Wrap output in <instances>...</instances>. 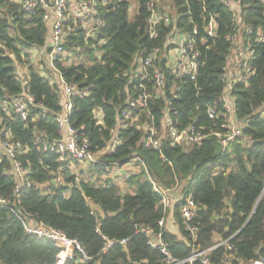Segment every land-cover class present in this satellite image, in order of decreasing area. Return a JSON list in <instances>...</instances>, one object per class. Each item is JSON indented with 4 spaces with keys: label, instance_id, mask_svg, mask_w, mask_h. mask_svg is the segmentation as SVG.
I'll return each mask as SVG.
<instances>
[{
    "label": "trees",
    "instance_id": "obj_1",
    "mask_svg": "<svg viewBox=\"0 0 264 264\" xmlns=\"http://www.w3.org/2000/svg\"><path fill=\"white\" fill-rule=\"evenodd\" d=\"M232 1L241 6L242 46L247 51L246 43L250 42L246 54H252L254 75L248 86L239 83L232 90L236 118L244 124V139L230 144L226 150L216 136L227 134L223 128L225 110L218 98L224 92V75L234 51L230 37L237 35L238 28L231 7L224 0H172L177 29L193 33L197 27V50L201 54L197 84L166 69V96L171 100L176 127L184 131L194 126L205 135L199 145L189 150L172 145L169 136L163 139L162 154L144 149V131L124 126L121 118V112L139 95L138 91L132 93L139 79L129 74L135 68L137 55L142 50L151 52L155 47H163L173 28L161 26L158 37L151 39L150 12L143 0H137L138 13L134 18L130 17V0H109V5L98 7L105 22L103 29L88 37L79 26L71 34L66 50L81 52L89 59V65L55 63L68 84L76 86L79 92H88L85 98H72L69 120L80 140L90 143L92 152L104 153L118 134L117 147L104 156L103 162L124 165L138 154L162 188L184 183L183 197L192 195L196 203L192 225L199 232L193 242L185 231L182 201L173 204L172 217L184 239L179 240L165 225H159L168 208L165 212L162 197L154 191L146 172L129 180L135 186L132 195H122L110 180L99 186L89 181L86 173L92 179L104 174L97 165L88 168V172L80 168L77 173L67 171L63 184H52L62 164L55 154L43 152L38 140L60 138L55 118L62 113L61 90L59 83L54 84L30 62V51L46 47L49 25L43 20V10L28 17L18 2L0 0V135L4 139L9 131L14 141L21 144L23 149L16 159L32 182V187L22 191L17 199L14 164L8 159L0 164V196L11 204L0 206V264L58 262L60 250L56 244L26 232L20 217L32 218L76 240L90 258L82 262L76 257L66 264H163L161 253L148 245L145 235L137 233L136 226L141 225L162 233L178 260H186L193 246H218L211 255L214 264H226L227 258L232 260L228 264L264 260V41H260L264 38V0L227 3ZM211 15L219 25L215 38L205 32ZM17 65H27L29 77L25 88L34 99L27 122L16 119L13 112L2 106V102L12 103L24 92ZM215 105L219 117L212 118L208 109ZM165 107V98L151 102L158 131L162 129ZM96 110H100L102 122L95 117ZM140 120L150 118L141 113ZM143 123L147 122L138 125ZM93 207L98 208V216L92 213ZM123 241L127 243L120 244ZM109 242L116 243L104 251ZM222 242H228L233 250L220 245Z\"/></svg>",
    "mask_w": 264,
    "mask_h": 264
},
{
    "label": "built area",
    "instance_id": "obj_2",
    "mask_svg": "<svg viewBox=\"0 0 264 264\" xmlns=\"http://www.w3.org/2000/svg\"><path fill=\"white\" fill-rule=\"evenodd\" d=\"M18 2L24 14L28 17L35 16L38 10L44 11L43 20L49 25L51 34L50 43V65L51 68L60 77V106L62 113L57 114L55 121L58 124L59 136L58 140L50 141L47 138L38 140L42 144V150L46 153H53L58 156V162L62 164L60 170L55 175L52 182L53 185L64 183V173L69 171L77 173L79 168L88 172L91 166H100L103 169V176L109 180L113 177H118L123 172L130 168H137L139 172H146L153 189L162 197V205L165 212L169 206L167 197L168 189L162 188L156 179L150 173V169L143 158L138 154H134L124 165L120 163L103 162L106 154H111L118 145V134L115 136L112 143L104 153H94L91 151L90 143L87 140H80L78 132L71 126L69 116L73 111L72 98L80 96L85 98L88 96L87 91L79 92L76 86L68 84L56 69L55 63L63 62L66 53L65 45L71 34L75 33L79 26L87 34L88 37H94L98 30L105 27V22L102 19L99 6L109 5V0H12ZM150 12L148 34L151 39H155L159 35V28L164 26V29L173 25L171 32L167 35V42L163 47H155L151 52L142 50L136 57L135 68L129 73L139 79V85L133 88V92L138 91L139 95L136 100H132L129 106L121 112L124 126H136L139 130L144 131L142 139V146L144 149L154 150L162 154L163 139L170 137L172 145H182L185 150L199 145L205 138L200 131L194 126H190L184 131H179L175 125L172 117L171 100L167 99L166 91V69L173 75L178 77H185L189 81L197 84V79L200 74V51L197 50L196 36L198 35L197 27L194 28L193 33L177 29L175 24L176 16L172 18L171 15L162 13L160 11V0H143ZM227 5L231 7L234 13V21L237 24V34L243 29L244 24L241 17V6L237 2H229L224 0ZM219 29L216 18L211 15L205 28L208 37L215 38ZM251 35V30H247ZM233 46L236 44V35L230 37ZM260 41H264L261 38ZM250 42L246 43L247 52L250 50ZM253 53V52H252ZM252 54L243 55L239 58L232 57L229 60L226 69L224 80L226 86L223 94L218 98V102L225 110L226 123L223 128L227 129V134L217 133L216 136L221 139L223 150H226L230 144L244 139L242 126L236 125L235 118V99L232 96V90L235 84H243L248 86L249 80L254 75L251 65ZM164 64V67L162 66ZM230 65H233L230 68ZM22 80V79H21ZM132 78L130 81L131 85ZM24 92L20 97L10 102H2L5 110L13 112L16 119L27 122L30 118L31 106L34 105V99L27 93V79L22 80ZM165 98L166 107L163 110L162 129L158 131L156 126V119L151 111V102ZM264 111V108H262ZM141 113H146L150 121H141ZM218 106H211L208 109V114L212 118L219 117ZM95 117L102 122V114L100 110L95 111ZM143 123L141 126L138 124ZM4 139L0 135V164H3L6 159L12 161L14 164V174L17 178L15 196L19 199V194L32 187V182L27 177V171L17 162V155L23 149L19 142L14 141L11 133L5 132ZM164 159V156L162 155ZM134 174V171L132 172ZM115 177V178H116ZM114 178V179H115ZM177 183L175 187H178ZM44 191V188H43ZM182 201L183 206L181 215L184 220L185 231L190 235L192 241L195 242L199 232L198 227L192 225L194 212L196 211V203L189 195L179 200ZM10 200L4 199L0 196V206L9 207ZM92 213L98 216V208L93 207ZM167 218V216H166ZM165 219L159 223L161 227L165 225ZM24 224L26 232L35 234L40 238H47L53 241L59 248L57 264H66L68 260H73L76 257L82 262L90 260L85 249L76 240L68 238L64 233L52 229L44 224H40L31 219L20 217ZM136 231L139 234L145 235L148 239V245L157 250L163 256V264H214L211 260V255L218 246L208 249H200L193 246L190 256L186 260H178L171 252L170 244L165 241L162 233H157L154 229L141 225L136 226ZM116 242H109L105 250L109 249ZM127 241L120 244L124 245ZM228 242H222L220 245L226 246L228 250L232 251V247L227 245ZM231 258H227L226 264L230 263ZM241 264H264V260L243 261Z\"/></svg>",
    "mask_w": 264,
    "mask_h": 264
},
{
    "label": "rangeland",
    "instance_id": "obj_3",
    "mask_svg": "<svg viewBox=\"0 0 264 264\" xmlns=\"http://www.w3.org/2000/svg\"><path fill=\"white\" fill-rule=\"evenodd\" d=\"M130 1H131V4H132V8H131V11H130V17L134 18L136 16V14L138 13V3H137V0H130ZM160 11L162 13L171 15L172 18H174L177 15L176 10H175L171 0H160ZM241 30L236 35V41H235L236 44L234 45V51H233V54H232V60H235V57L240 56L241 54H243L244 56L248 55V54H246L247 51H245L244 46H242V43L244 42V37L241 34ZM49 32H50V28H49ZM32 58H33L34 61L36 60L34 57H32ZM80 63H85V64H88V65L90 64L89 59L87 58V56L81 54V52H77L76 53V52H70L68 50L66 51L65 56H64V60H63V64L64 65H73V64H80ZM24 66H26V68H27V65H24ZM232 66L233 65H230V68H232ZM18 70H17V72H18ZM48 73H49V78L55 84L58 81L59 77L57 75L51 74V72H48ZM19 74H20V76H19L20 79H22L21 77H24V76H23V72L21 70H19ZM235 119L236 120H235L234 123L236 125L242 126V124L239 123L237 118H235ZM1 123H2V120H0V124ZM85 177H87L89 181L91 180L93 182V179L90 176V174L86 173ZM43 188L45 190L47 188V186L43 187ZM183 188H184V183H182V184L179 183L177 188L174 185V186H172V187H170L168 189L169 192L167 193V197H168V200H169V206H168V212H167V218H166L165 224H166V222L168 221L169 218L173 219L172 216L174 214V208H175L173 206V204H176L177 201H179L182 198L183 195H182L181 192H182ZM167 229H169V231L171 230L172 232H176V234H178L176 236L179 238V240H183L184 239V237L179 232V227H178L177 223L175 222V220L174 221L170 220V221L167 222ZM218 240L219 239L217 238L216 241H218Z\"/></svg>",
    "mask_w": 264,
    "mask_h": 264
},
{
    "label": "crops",
    "instance_id": "obj_4",
    "mask_svg": "<svg viewBox=\"0 0 264 264\" xmlns=\"http://www.w3.org/2000/svg\"><path fill=\"white\" fill-rule=\"evenodd\" d=\"M50 40H51V34L49 32V38L47 40L46 47H44L42 49H34V50L30 51V53L32 54L30 62H31V64H34L38 67L40 73L43 76L45 75V76L49 77L48 72H51V74L57 75L59 77V75L51 68V65H50V50H49L50 43H51ZM32 57H34L36 60L34 61ZM18 69L23 72L24 77H21L22 80L27 79L29 77L28 67L26 68V66L23 67L22 65H18L17 70ZM19 70L17 73L20 76ZM59 82H60V77H59L58 81L56 82V84H58ZM241 124L243 125V122ZM133 171H134V174H132ZM139 174H141V173L139 172V170L137 168H132V169L128 168L123 172V174H121L118 177L115 176L116 178L113 177V179H110V181L119 187L122 195H132L135 193V186L130 184L129 180L132 177L137 176ZM93 181L99 186V185L105 184L106 181H109V179L107 177L101 175V176L94 177ZM170 220L174 221V219L169 218L168 221H170ZM167 222L165 224L166 229H167ZM167 230L169 231V229H167ZM172 233L175 235H178V234H176V232H172Z\"/></svg>",
    "mask_w": 264,
    "mask_h": 264
}]
</instances>
